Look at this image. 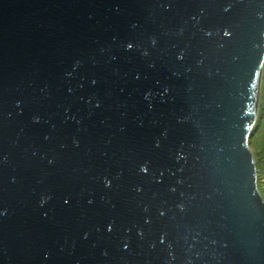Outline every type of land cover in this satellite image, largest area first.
<instances>
[{
  "label": "water",
  "instance_id": "obj_1",
  "mask_svg": "<svg viewBox=\"0 0 264 264\" xmlns=\"http://www.w3.org/2000/svg\"><path fill=\"white\" fill-rule=\"evenodd\" d=\"M263 64L264 0H0V264H264Z\"/></svg>",
  "mask_w": 264,
  "mask_h": 264
},
{
  "label": "rangeland",
  "instance_id": "obj_2",
  "mask_svg": "<svg viewBox=\"0 0 264 264\" xmlns=\"http://www.w3.org/2000/svg\"><path fill=\"white\" fill-rule=\"evenodd\" d=\"M261 121L263 122L262 124H260ZM262 137H264V64H263V73H262V81H261V90L259 95L258 115L249 139V149L252 152V156L256 165V174H257L256 183H257V190L259 193H260L261 183L264 182V172H262L261 170V165L262 163H264L261 160ZM262 199L264 201V197H262Z\"/></svg>",
  "mask_w": 264,
  "mask_h": 264
},
{
  "label": "snow or ice",
  "instance_id": "obj_3",
  "mask_svg": "<svg viewBox=\"0 0 264 264\" xmlns=\"http://www.w3.org/2000/svg\"><path fill=\"white\" fill-rule=\"evenodd\" d=\"M229 35H230V33L225 32V36H229ZM129 47L131 48L132 45L129 44ZM261 153H262L261 160H262V162H264V137H262V139H261ZM261 170H262V172H264V163H262V165H261ZM144 171L147 172L148 170L144 169ZM260 195L262 197H264V182H262L261 186H260Z\"/></svg>",
  "mask_w": 264,
  "mask_h": 264
},
{
  "label": "trees",
  "instance_id": "obj_4",
  "mask_svg": "<svg viewBox=\"0 0 264 264\" xmlns=\"http://www.w3.org/2000/svg\"><path fill=\"white\" fill-rule=\"evenodd\" d=\"M263 122L261 121V123L260 124H262Z\"/></svg>",
  "mask_w": 264,
  "mask_h": 264
}]
</instances>
